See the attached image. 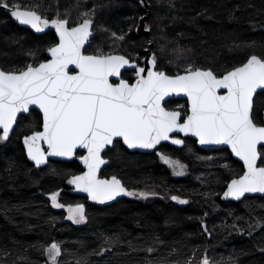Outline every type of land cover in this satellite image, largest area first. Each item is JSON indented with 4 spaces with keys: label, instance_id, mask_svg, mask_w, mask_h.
Segmentation results:
<instances>
[{
    "label": "trees",
    "instance_id": "1",
    "mask_svg": "<svg viewBox=\"0 0 264 264\" xmlns=\"http://www.w3.org/2000/svg\"><path fill=\"white\" fill-rule=\"evenodd\" d=\"M145 2L149 8L139 0H79V7L77 0H9L48 18L68 10L73 21L95 7V36L86 53L98 41L104 52L112 51L110 33L132 27L116 50L141 63L150 49L157 55V70L168 74L183 73L192 64L219 76L253 54L264 57V0H171L174 7L169 0ZM145 16L150 31L139 33ZM57 40L53 31L38 34L0 10L2 69L22 70L47 60L46 49ZM131 74L122 76L132 81ZM165 106L188 111L181 99ZM254 109L263 117L264 95L255 98ZM41 130L42 114L32 110L19 118L8 141L0 142V264H50L45 248L52 242L61 244L60 264H202L205 257L210 264H264V228L248 231L249 224L264 223V195L222 199L229 181L244 172L229 149L205 150L193 138H183L184 145L164 143L141 152L116 141L104 154L109 163L101 177L115 175L129 190L159 195L125 196L101 207L67 182L83 172L77 160L83 152L72 161L51 159L39 168L30 160L23 138ZM161 153L187 165V172L173 176ZM53 191L61 192L65 204H84L87 222L68 221L66 208L51 205ZM173 195L189 202L179 204Z\"/></svg>",
    "mask_w": 264,
    "mask_h": 264
},
{
    "label": "snow or ice",
    "instance_id": "2",
    "mask_svg": "<svg viewBox=\"0 0 264 264\" xmlns=\"http://www.w3.org/2000/svg\"><path fill=\"white\" fill-rule=\"evenodd\" d=\"M169 5L174 7L171 0ZM0 6L37 33L51 27L58 34L57 42L46 49L51 57L47 61H36L35 66L28 64L22 70L0 69V142L8 141L18 115L36 106L42 111L43 130L23 138L27 156L39 168L49 165V157L71 158L77 149L86 150L79 159L87 170L72 174L67 182L103 204L120 195L142 199L157 195L129 190L115 175L101 178V167L108 163L101 153L117 138L130 149H155L170 139L172 144L184 145V140L171 137L174 132L191 134L201 145H229L246 166L243 174L231 179L225 198L240 201L246 194H264V166H258V161L264 165V117L254 109V97L264 95V57L253 54L241 66L218 76L211 68L192 64L185 66L182 74H168L157 70L158 58L152 53L151 68L146 70L116 50L127 42L132 27L110 33L112 51L98 49L97 54H85V45L94 38L95 7L82 11L73 21L68 10L63 14L57 10L55 18H48L9 0H0ZM70 65L78 69L75 74ZM126 68L133 71L134 82L122 76ZM221 89L226 94H219ZM180 94L190 100L183 117L180 110L164 106L167 97ZM161 158L174 175L185 174L187 165L163 153ZM60 197V191L50 193L54 208H67V219L77 225L87 222L84 204H65ZM171 200L188 203L176 195ZM256 227L264 228V223L249 224V235ZM105 242L111 244L112 240L106 237ZM45 252L50 264H60L59 242H52ZM202 264H210L207 257Z\"/></svg>",
    "mask_w": 264,
    "mask_h": 264
},
{
    "label": "water",
    "instance_id": "3",
    "mask_svg": "<svg viewBox=\"0 0 264 264\" xmlns=\"http://www.w3.org/2000/svg\"><path fill=\"white\" fill-rule=\"evenodd\" d=\"M144 3H145V6L149 8V6H148V4L145 2V0H144ZM22 9H26V8H22ZM0 10L5 11V12H6V13H7V14H8V15H9V16H10V17H11V18H12V19H13V20L19 25V26L27 27V28L31 29L30 26H27V25H21L18 21H16L15 18L12 17V16L9 14V10L4 9L2 6H0ZM27 10H30V9H27ZM145 20H146V16L143 17V19H141V21H140V25H139V27H138V32H139V33H143L144 31H147V30H145V25H146ZM31 30H33V29H31ZM33 31H35V30H33ZM48 31H53V32L55 33V29L49 27L48 29H45L44 32H42V33H38V34H43V33L48 32ZM147 32H148V31H147ZM36 33H37V32H36ZM55 34H56V33H55ZM56 35H57V37H58V34H56ZM93 36H95L94 26H93ZM92 39H93V38L90 37L89 43H87V44L85 45L84 52H85L86 55L89 54V53H86V49H87V47L89 46V44L91 43ZM47 56H48V59L51 58V57H50V53H48V52H47ZM257 56H258V55H257ZM259 57H260V56H259ZM249 58H250V57H249ZM48 59H47V60H48ZM47 60H45V61H47ZM150 60H151V50H150V49H147V50H146V57L141 61V63H138L137 61H135V62L138 63L140 66L145 67L146 70H148V69L151 68ZM43 62H44V61H43ZM240 66H241V65H240ZM0 69H1V68H0ZM69 70H70V72H71L72 74H75V72L78 71V69H75V66H71V65L69 66ZM126 71H130V72H132V70H131V69H128V68H126V69H122V75H123L124 72H126ZM166 73H167V72H166ZM181 74H182V73H181ZM113 82H115V78H113ZM130 82H134V81H130ZM258 93H259V90H258ZM219 94H221V95L226 94V90H225V89H221L220 92H219ZM255 98H256V97H254V101H255ZM171 99H181V100H185V101H187V103H188V110H189V108H190V100H189L188 97L185 96L184 94L173 95V96H171V97H167V98L165 99L164 106H165V103H166L167 101L171 100ZM32 110H37L38 112H40V113L42 114V111L39 110L36 106H32V107L30 108V110H29V113H30ZM29 113H23V114L18 115L17 122H18L19 118H20L22 115H25V114L27 115V114H29ZM181 114H182V113H181ZM182 117H183V115H182ZM263 117H264V111H263ZM16 125H17V124H16ZM16 125H14L13 132H14V130H15V128H16ZM42 130H43V129H42ZM42 130H41V131H42ZM0 132L2 133V131H0ZM13 132L10 134L9 138L12 136ZM30 135H31V134H30ZM171 137H172V138H179V139H182V140H183V138H193V139L197 142L198 146L201 147V148H203V149H205V150H216V149H222V148L229 149L230 152H231V154L233 155V157H234L235 159H237L239 162H241V163L244 165L243 161H242L239 157H236L235 154L231 151V147H230L229 145H201V144L199 143V138H198V137H195V136H193V135H191V134L185 135L184 133H175V132H174V133L171 134ZM116 141H121V142L123 143V141H122L121 138H117ZM116 141H114V143H115ZM164 143H168V144H171V145H173V146H180V145L172 144V143H171V139H170L169 141H162L161 144H160V145H157V147H156L155 149H142V148L130 149V148L127 147V145H125L124 143H123V144H124V146H125L126 148H128V149L131 150V151L153 152V151L157 150V149H158L162 144H164ZM23 145H24V143H23ZM113 145H114V144H113ZM113 145L108 146V147L104 150V152L101 153L102 157H103L104 159H106L107 161H108V159L104 157V154L108 151V148L113 147ZM24 147H25V149H26V146H25V145H24ZM44 147H45V149L47 148L46 144L44 145ZM26 151H27V150H26ZM80 151L83 152V155H86V150H84V149H77V151H76V155L73 156V157H71V158H64V157H49V160L52 159V160H61V161H72V160H74V159L76 158L77 153L80 152ZM77 160H78V162L80 163V165L82 166V168H83V172L86 171L87 169H86V167L84 166L82 160H80L79 158H77ZM32 162H33V161H32ZM33 163H34V162H33ZM108 163H109V161H108ZM108 163L105 164V165H103V166L101 167V170H100V176H101V174H102V172H103L105 166L108 165ZM258 166H262V165H260V162H259V161H258ZM41 167H42V166H41ZM245 170H246V166L244 165V171H245ZM83 172H82V173H83ZM82 173H80V174H82ZM80 174H79V175H80ZM101 178H102V177H101ZM235 178H237V177H235ZM233 179H234V178H233ZM230 181H231V180H230ZM230 181H229V183H230ZM121 182H122V181H121ZM229 183H228V184H229ZM228 184H227V186H228ZM227 186H226L225 190H224L223 193H222V199H223L224 201H227V200L237 201V200H235V199H233V198H231V197H229V198H225V197H224V193H225V191L227 190ZM73 187H74V186H73ZM74 188H75V187H74ZM76 191H77L81 196L86 197L88 203H90V204H94V205H97V206H101V207L106 206V205H110V204L116 202L118 199H121V198H123V197L126 196V195H120V196H118V197H117L115 200H113V201H108V202H106V203L101 204V203H99V202H97V201H92V200L89 198V196H88L87 193L81 192V191H79V190H76ZM253 195H264V194H259V193H255V194H246L245 197H246V196H253ZM243 198H244V197H243ZM243 198H242V199H243Z\"/></svg>",
    "mask_w": 264,
    "mask_h": 264
},
{
    "label": "rangeland",
    "instance_id": "4",
    "mask_svg": "<svg viewBox=\"0 0 264 264\" xmlns=\"http://www.w3.org/2000/svg\"><path fill=\"white\" fill-rule=\"evenodd\" d=\"M96 44H97V46L96 45H94V47L92 48V49H90V50H88L87 52L88 53H90V54H97V51H98V49H102V45L100 44V42L98 41V42H96ZM103 50V49H102ZM134 59H136V61L137 60H140V58H134ZM133 76V74H131L130 75V77H132ZM161 160L163 161V159L161 158ZM163 163H164V161H163ZM182 163V162H181ZM167 165V164H166ZM167 167L169 168V170L171 171V173L173 174V176H175V177H179V176H177V175H174V173H173V169L171 168V167H169V165H167ZM187 172V168H186V170H185V173ZM155 193H157V195H159V192L157 191V190H155L154 191ZM152 197H154V196H151V198ZM182 199H184V198H182ZM186 200H188V199H186ZM178 202V201H177ZM188 202H189V200H188ZM179 203V202H178ZM180 204V203H179ZM55 209H57V208H55ZM67 209V208H66ZM68 215V214H67ZM67 215H66V219H67ZM68 221H71V220H69V219H67ZM72 222V221H71ZM83 224H85V223H83ZM83 224H79V225H83Z\"/></svg>",
    "mask_w": 264,
    "mask_h": 264
},
{
    "label": "bare ground",
    "instance_id": "5",
    "mask_svg": "<svg viewBox=\"0 0 264 264\" xmlns=\"http://www.w3.org/2000/svg\"><path fill=\"white\" fill-rule=\"evenodd\" d=\"M1 68V67H0ZM2 69V68H1ZM166 107V106H165ZM167 108V107H166ZM169 109V108H168ZM169 110H173V109H169ZM182 113V112H181ZM183 115V114H182Z\"/></svg>",
    "mask_w": 264,
    "mask_h": 264
},
{
    "label": "flooded vegetation",
    "instance_id": "6",
    "mask_svg": "<svg viewBox=\"0 0 264 264\" xmlns=\"http://www.w3.org/2000/svg\"><path fill=\"white\" fill-rule=\"evenodd\" d=\"M174 110H177V109H174ZM179 110V109H178ZM181 111V110H180ZM182 112V111H181ZM182 114H183V112H182ZM183 116H184V114H183Z\"/></svg>",
    "mask_w": 264,
    "mask_h": 264
}]
</instances>
